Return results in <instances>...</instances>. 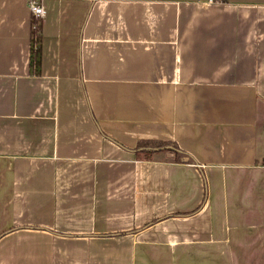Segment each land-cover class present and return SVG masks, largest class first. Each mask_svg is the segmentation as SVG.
Returning a JSON list of instances; mask_svg holds the SVG:
<instances>
[{
	"label": "crops",
	"instance_id": "obj_1",
	"mask_svg": "<svg viewBox=\"0 0 264 264\" xmlns=\"http://www.w3.org/2000/svg\"><path fill=\"white\" fill-rule=\"evenodd\" d=\"M41 1L35 63L0 0V264H264V0Z\"/></svg>",
	"mask_w": 264,
	"mask_h": 264
},
{
	"label": "built area",
	"instance_id": "obj_2",
	"mask_svg": "<svg viewBox=\"0 0 264 264\" xmlns=\"http://www.w3.org/2000/svg\"><path fill=\"white\" fill-rule=\"evenodd\" d=\"M29 7L31 9L32 15L35 20H37L33 24V28L36 30H39V27L41 26L40 22L41 19L44 17L46 10L41 0H29ZM36 38V34H35Z\"/></svg>",
	"mask_w": 264,
	"mask_h": 264
},
{
	"label": "trees",
	"instance_id": "obj_3",
	"mask_svg": "<svg viewBox=\"0 0 264 264\" xmlns=\"http://www.w3.org/2000/svg\"><path fill=\"white\" fill-rule=\"evenodd\" d=\"M40 29H41V26L39 27V30L35 31L36 38L34 39L35 43H34V47H33L35 63L38 61L37 59H38V55H39L40 48H41L40 47V39H41ZM151 144H160V143L153 142L150 140H141L139 142V146L143 147V149H145L146 151H151V150L155 149L154 147H149V146H151ZM152 146H154V145H152Z\"/></svg>",
	"mask_w": 264,
	"mask_h": 264
}]
</instances>
